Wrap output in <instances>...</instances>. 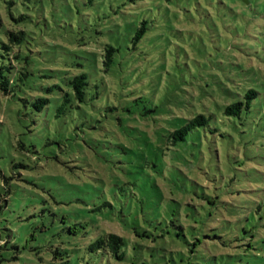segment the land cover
Returning a JSON list of instances; mask_svg holds the SVG:
<instances>
[{
  "label": "rangeland",
  "instance_id": "374dc122",
  "mask_svg": "<svg viewBox=\"0 0 264 264\" xmlns=\"http://www.w3.org/2000/svg\"><path fill=\"white\" fill-rule=\"evenodd\" d=\"M0 16L31 56L23 89L0 91V264H264V0H0ZM106 44L86 124L57 118L55 84ZM221 80L262 96L222 138L161 155L142 110ZM109 232L123 259L91 248Z\"/></svg>",
  "mask_w": 264,
  "mask_h": 264
},
{
  "label": "trees",
  "instance_id": "16d2710c",
  "mask_svg": "<svg viewBox=\"0 0 264 264\" xmlns=\"http://www.w3.org/2000/svg\"><path fill=\"white\" fill-rule=\"evenodd\" d=\"M12 16L15 19V16ZM8 23L7 19L4 21V18L0 16V91L5 95L13 96L17 95L19 89H23L26 79L31 74V56L24 48L25 30L15 29ZM146 30L145 25L138 29L133 36L134 46L142 40ZM119 51V47L106 44L102 52L95 54L93 67L78 62L77 72L72 77L64 79L66 87L55 84L59 88V92L55 95V101L59 104L55 115L57 118L67 113H71L70 116L73 117L77 113L81 118L78 127L81 128L86 124L85 118L88 114L86 107L88 108L90 102L97 96H91L90 93L93 86L92 71L93 69H99L105 73L115 71ZM199 82H192L190 86L180 84L176 86L178 96L176 93L170 98L159 96L161 98L159 102L152 100L158 104L152 102L150 107L142 110V115L146 119H153L157 125L158 140L163 144L160 146H164L161 155L165 156L164 149L172 150L174 147L189 145L191 142L202 143L210 136L214 141L222 138L226 133V123L234 125L237 119L243 118L253 109L255 102L262 96V91L257 86L233 88L227 81L221 80L214 83L215 85L206 87ZM53 90L54 88H49V91ZM189 96L190 100L187 98ZM207 98L212 99V106L207 105ZM38 102L39 110L44 107L49 108L52 97L41 96ZM126 109L131 114L135 113L132 108ZM177 109L188 111V113L184 111L177 113ZM150 113L154 114L149 116ZM126 243L124 236L109 232L98 238L91 248L111 250L116 257L123 259Z\"/></svg>",
  "mask_w": 264,
  "mask_h": 264
}]
</instances>
